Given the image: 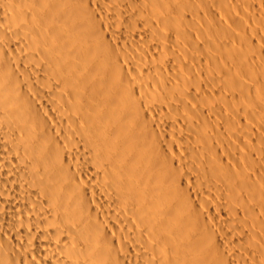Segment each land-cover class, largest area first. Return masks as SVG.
<instances>
[{
    "label": "bare ground",
    "instance_id": "bare-ground-1",
    "mask_svg": "<svg viewBox=\"0 0 264 264\" xmlns=\"http://www.w3.org/2000/svg\"><path fill=\"white\" fill-rule=\"evenodd\" d=\"M0 264H264V0H0Z\"/></svg>",
    "mask_w": 264,
    "mask_h": 264
},
{
    "label": "rangeland",
    "instance_id": "rangeland-1",
    "mask_svg": "<svg viewBox=\"0 0 264 264\" xmlns=\"http://www.w3.org/2000/svg\"><path fill=\"white\" fill-rule=\"evenodd\" d=\"M120 37H122V36H120ZM120 39V38H119ZM122 39V38H121Z\"/></svg>",
    "mask_w": 264,
    "mask_h": 264
}]
</instances>
